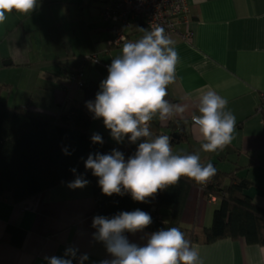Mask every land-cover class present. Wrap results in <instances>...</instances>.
Instances as JSON below:
<instances>
[{
  "label": "crops",
  "instance_id": "crops-1",
  "mask_svg": "<svg viewBox=\"0 0 264 264\" xmlns=\"http://www.w3.org/2000/svg\"><path fill=\"white\" fill-rule=\"evenodd\" d=\"M106 1L39 0L30 15L13 10L0 25V101L56 115L66 102L84 97L83 89L68 80L76 70L83 72V82L92 80L100 89L108 72L83 58L106 47L108 31L99 16ZM187 4L192 35L187 40L170 37L179 63L166 97L189 105L183 116L174 117L186 122L187 138L172 148L176 154L194 150L191 154L198 153L201 163L213 161L218 170L247 178L252 185L245 193L264 207V124L257 112L264 91V0H187ZM121 47L110 48L101 58L111 62ZM209 87L228 100L227 108L236 117L232 142L217 152L201 149L191 122V116L198 114L199 95ZM2 89L7 90L4 97ZM170 120L153 123L166 127ZM95 130L117 143L102 119L93 118L90 131ZM75 178L17 204L0 197V238L9 226L23 232L19 245L10 241L19 235L0 241V264H48L45 257H63L69 247L78 249L73 264H79L83 254L89 257L84 264L111 259L103 242L93 238L91 182L84 177L89 181L86 187L71 189L67 185ZM217 204L215 197L207 199L199 187H191L180 218L182 228L194 230L197 241L192 244L203 264H264V245L243 239L206 240L204 230ZM151 233L125 235L143 246Z\"/></svg>",
  "mask_w": 264,
  "mask_h": 264
},
{
  "label": "clouds",
  "instance_id": "clouds-1",
  "mask_svg": "<svg viewBox=\"0 0 264 264\" xmlns=\"http://www.w3.org/2000/svg\"><path fill=\"white\" fill-rule=\"evenodd\" d=\"M38 5L39 0H0V25L13 10L27 16ZM140 30L144 34L139 39L124 40L120 53L111 60L95 100L86 102L93 118L103 120L104 127L117 143L125 138L132 144L140 141L136 152L127 159L117 149L110 154H90L84 164L98 178L104 195L130 194L134 201L144 203L178 184L181 178L204 186L216 175V168L210 162L201 163L198 153H174L170 136L153 135L154 119L167 122L183 116L189 105L166 99L168 86L176 81L179 63L174 40L161 26ZM227 105L228 100L211 87L198 97V114L191 116V122L204 152L222 151L234 138L236 117ZM91 140L94 144L104 142L99 134H93ZM65 153L69 154L66 150ZM88 183L83 175H77L67 186L77 189ZM151 223V215L139 209L120 212L111 218L95 216L93 238L103 242L111 256L100 264H203L198 248L179 227L149 234L143 246L129 242L125 233L143 232ZM77 252L78 249L69 247L63 257L45 259L48 264H73ZM88 258L87 254L81 255L79 264H84Z\"/></svg>",
  "mask_w": 264,
  "mask_h": 264
},
{
  "label": "trees",
  "instance_id": "trees-1",
  "mask_svg": "<svg viewBox=\"0 0 264 264\" xmlns=\"http://www.w3.org/2000/svg\"><path fill=\"white\" fill-rule=\"evenodd\" d=\"M83 99L68 101L56 114L32 111L18 106H8L0 101V197L17 204L77 175L89 179L95 201L94 216L111 218L120 212L142 210L152 217L146 231L155 232L167 227H179L191 242L197 241L193 229H184L180 218L191 187H199L202 195L215 197L218 204L212 211L211 223L204 230L208 242L223 238L243 239L248 244L264 245V207L255 204L245 193L252 183L235 172H222L202 186L187 178L178 184L160 191L146 202L132 199L130 194L106 196L98 184V178L85 168L90 154H110L113 149L122 152L125 159L135 154L138 143L111 142L105 133L90 131L93 114L86 102L94 101L100 90L96 82H83ZM153 135H168L177 132L178 140L172 146L185 141L186 122L172 118L166 127L151 124ZM167 131V132H166ZM93 134L103 138V144H94ZM65 150L67 151L66 154ZM190 150L186 154H191ZM72 169H76L73 173ZM163 210H166L163 212ZM19 238L10 241L19 245L23 232L7 227L0 241L9 240V235Z\"/></svg>",
  "mask_w": 264,
  "mask_h": 264
},
{
  "label": "built area",
  "instance_id": "built-area-1",
  "mask_svg": "<svg viewBox=\"0 0 264 264\" xmlns=\"http://www.w3.org/2000/svg\"><path fill=\"white\" fill-rule=\"evenodd\" d=\"M99 16L108 31L106 47L101 52L86 54L83 61H89L106 71L111 62L104 61L101 54L110 48L122 46L124 40L139 39L144 34L140 29L161 26L169 37L177 36L183 40L192 35L187 0H107L99 8ZM68 80L82 88L83 72L76 70L70 73ZM257 112L264 124V91L260 94Z\"/></svg>",
  "mask_w": 264,
  "mask_h": 264
},
{
  "label": "water",
  "instance_id": "water-1",
  "mask_svg": "<svg viewBox=\"0 0 264 264\" xmlns=\"http://www.w3.org/2000/svg\"><path fill=\"white\" fill-rule=\"evenodd\" d=\"M171 141L178 140L180 138V134L177 132H173L170 134Z\"/></svg>",
  "mask_w": 264,
  "mask_h": 264
},
{
  "label": "rangeland",
  "instance_id": "rangeland-1",
  "mask_svg": "<svg viewBox=\"0 0 264 264\" xmlns=\"http://www.w3.org/2000/svg\"><path fill=\"white\" fill-rule=\"evenodd\" d=\"M6 93H7V90L6 89H2L1 90V95H2V97H4L5 95H6ZM140 141H138V143H139ZM176 146H178V145H176ZM176 146H174L175 148H177ZM184 146V145H183ZM173 152L175 153V151L173 150Z\"/></svg>",
  "mask_w": 264,
  "mask_h": 264
}]
</instances>
